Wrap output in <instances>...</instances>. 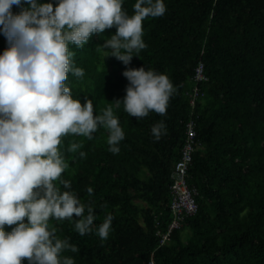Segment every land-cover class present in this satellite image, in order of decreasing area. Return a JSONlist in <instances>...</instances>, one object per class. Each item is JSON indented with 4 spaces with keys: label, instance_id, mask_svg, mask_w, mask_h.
I'll list each match as a JSON object with an SVG mask.
<instances>
[{
    "label": "trees",
    "instance_id": "obj_1",
    "mask_svg": "<svg viewBox=\"0 0 264 264\" xmlns=\"http://www.w3.org/2000/svg\"><path fill=\"white\" fill-rule=\"evenodd\" d=\"M134 3L123 0L128 15ZM164 4L162 16L142 22L146 47L134 52L128 65L104 57L101 46L115 27L94 33L81 48L69 45L74 65L84 71L81 78L68 74L65 83L73 98L81 105L92 100L94 115L111 105L125 135L116 154L102 127L91 140L62 138L59 147L68 167L61 179L70 182L86 214L92 207L95 219L93 230L83 236L74 227L75 215L71 221L50 220L57 237L79 249L61 256L72 257L75 264H144L150 258L156 264H264V0ZM11 11L18 14L20 7L13 5ZM8 46L0 32V53ZM200 62L207 76L197 108L201 147L188 170V184L198 191V210L169 243L158 247L154 222L171 219L169 173L179 159L190 116L181 91ZM140 67L166 74L176 85L178 101L164 115L153 111L136 118L122 104L116 107L129 83L122 73ZM159 122L166 131L157 140L151 129ZM72 142L81 145L77 152L67 150ZM107 215L113 219L102 240L96 229ZM13 227L6 225L5 231Z\"/></svg>",
    "mask_w": 264,
    "mask_h": 264
},
{
    "label": "clouds",
    "instance_id": "obj_2",
    "mask_svg": "<svg viewBox=\"0 0 264 264\" xmlns=\"http://www.w3.org/2000/svg\"><path fill=\"white\" fill-rule=\"evenodd\" d=\"M13 5L20 7L18 14L12 13ZM122 5L123 0H56L55 7L40 0H0V32L9 45L0 53V264H21L22 258L28 264H75L72 257H62L61 253H76L79 249L67 239H59L50 220L71 221L75 215L74 227L79 235L93 230L92 207H87L86 214V206L71 190L70 182L61 179L68 165L59 146L66 136L91 140L102 127L108 133L109 150L116 154L125 134L111 105L94 115L92 100L85 99L81 105L73 98L65 83L68 74L81 78L84 71L74 65L69 45L81 48L94 33L115 27V34L101 46L104 57L114 56L128 65L133 53L146 47L142 22L162 16L166 7L164 0H135L133 14L128 15ZM200 64L202 77L197 75ZM122 74L129 83L125 96L115 105L122 104L129 116L142 118L153 111L164 115L167 106L178 101L179 96L174 98L176 85L166 74L144 67ZM206 80L200 62L181 91L187 98L190 116L179 159L169 173L171 219L164 223L157 218L154 222L158 247L169 243L173 232L198 210V191L188 184V170L196 147H201L196 139V121L203 95L201 86ZM165 131L163 122L151 129L157 140ZM190 131L193 150L184 181L190 191L195 190L196 210L187 214L173 209L171 186L180 179L176 164L182 158ZM80 147L72 142L67 150L77 152ZM79 155L83 157L85 153ZM87 191L92 193L91 188ZM112 219L107 215L96 229L102 240L108 238ZM174 222L177 226H173ZM6 225L15 227L6 232ZM149 262L156 264L151 258L144 264Z\"/></svg>",
    "mask_w": 264,
    "mask_h": 264
},
{
    "label": "built area",
    "instance_id": "obj_3",
    "mask_svg": "<svg viewBox=\"0 0 264 264\" xmlns=\"http://www.w3.org/2000/svg\"><path fill=\"white\" fill-rule=\"evenodd\" d=\"M197 75L202 77V66L201 64L197 68ZM193 133L190 131L187 136L186 143L182 150V158L176 164V174L180 175V179L175 181L172 186L173 203L172 207L178 213L191 214L196 210L195 190L190 191L184 181V173L191 160V151L193 150ZM173 226H177V222L173 223ZM148 264H154L149 262Z\"/></svg>",
    "mask_w": 264,
    "mask_h": 264
}]
</instances>
